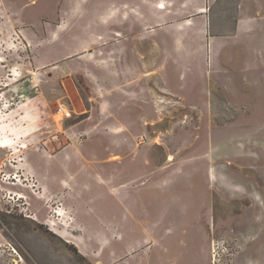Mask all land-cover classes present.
I'll use <instances>...</instances> for the list:
<instances>
[{"label": "rangeland", "instance_id": "1", "mask_svg": "<svg viewBox=\"0 0 264 264\" xmlns=\"http://www.w3.org/2000/svg\"><path fill=\"white\" fill-rule=\"evenodd\" d=\"M124 1L0 0V264H264V0Z\"/></svg>", "mask_w": 264, "mask_h": 264}, {"label": "crops", "instance_id": "2", "mask_svg": "<svg viewBox=\"0 0 264 264\" xmlns=\"http://www.w3.org/2000/svg\"><path fill=\"white\" fill-rule=\"evenodd\" d=\"M112 1V0H110ZM144 0H125L124 3H121L122 5H124V11H122V7L118 8V6H115L113 7L112 3H110L111 5V11H114L115 13H117V15H119L117 17L118 20H123V19H126L127 21L128 20H137V16L139 15V19H141V16H140V13H143L144 11ZM148 2L152 5V2H150V0H148ZM147 2V3H148ZM202 2V0H201ZM162 7V6H161ZM201 8H204L205 11H206V8L205 7H201ZM200 8V10H201ZM159 9L160 8H156V15L159 16ZM154 10L155 8L153 6H151L150 8H148L146 11H148L149 13H153L151 14L152 16L155 15L154 14ZM204 12H201L200 13H205Z\"/></svg>", "mask_w": 264, "mask_h": 264}, {"label": "bare ground", "instance_id": "3", "mask_svg": "<svg viewBox=\"0 0 264 264\" xmlns=\"http://www.w3.org/2000/svg\"><path fill=\"white\" fill-rule=\"evenodd\" d=\"M63 109V108H62ZM61 119L60 115L57 116V121H59ZM3 146H6V144H4Z\"/></svg>", "mask_w": 264, "mask_h": 264}, {"label": "built area", "instance_id": "4", "mask_svg": "<svg viewBox=\"0 0 264 264\" xmlns=\"http://www.w3.org/2000/svg\"><path fill=\"white\" fill-rule=\"evenodd\" d=\"M66 117H69L70 116V114L69 113H66V115H65Z\"/></svg>", "mask_w": 264, "mask_h": 264}]
</instances>
